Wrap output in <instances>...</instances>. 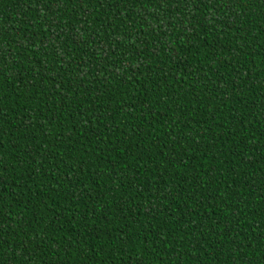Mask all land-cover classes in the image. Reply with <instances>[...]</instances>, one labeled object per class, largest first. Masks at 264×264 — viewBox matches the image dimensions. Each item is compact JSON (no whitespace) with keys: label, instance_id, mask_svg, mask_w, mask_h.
I'll list each match as a JSON object with an SVG mask.
<instances>
[{"label":"trees","instance_id":"1","mask_svg":"<svg viewBox=\"0 0 264 264\" xmlns=\"http://www.w3.org/2000/svg\"><path fill=\"white\" fill-rule=\"evenodd\" d=\"M0 264H264V0H0Z\"/></svg>","mask_w":264,"mask_h":264}]
</instances>
